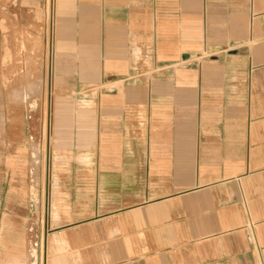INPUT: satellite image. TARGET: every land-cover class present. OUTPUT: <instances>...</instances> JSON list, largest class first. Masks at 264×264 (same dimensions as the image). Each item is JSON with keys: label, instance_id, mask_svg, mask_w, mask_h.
I'll return each mask as SVG.
<instances>
[{"label": "crops", "instance_id": "crops-1", "mask_svg": "<svg viewBox=\"0 0 264 264\" xmlns=\"http://www.w3.org/2000/svg\"><path fill=\"white\" fill-rule=\"evenodd\" d=\"M0 9L9 37L49 47L53 105L75 109L38 264H264V0Z\"/></svg>", "mask_w": 264, "mask_h": 264}, {"label": "rangeland", "instance_id": "rangeland-1", "mask_svg": "<svg viewBox=\"0 0 264 264\" xmlns=\"http://www.w3.org/2000/svg\"><path fill=\"white\" fill-rule=\"evenodd\" d=\"M9 2L0 0V5L7 9ZM7 13L0 9L4 26L7 24ZM38 41L33 36L29 40L28 35L24 37L21 31L16 37H9L7 29L0 30V240H3L0 264H10L13 255L24 252L26 260L18 264H38L39 231H44L46 220L55 218L51 199L46 196V192L49 194L52 190L48 182L50 178L46 179L45 175L46 162L49 159L52 165L53 155L56 152L61 154L69 147L64 143L59 146L52 130L49 135V131L45 132L42 128L49 118V109L53 122V102L58 98L55 91L59 79L50 76L49 62L42 61L49 47L42 48ZM7 55L11 61L5 66ZM8 72L10 79L6 76ZM27 79L30 82L28 101L32 103L29 108L26 101H19L14 95L22 87L25 89ZM58 108L62 118L75 117L73 105H58ZM10 118L17 123L11 140ZM32 151L36 153V160L31 158ZM65 162L63 158L59 165ZM57 171L55 176L58 180Z\"/></svg>", "mask_w": 264, "mask_h": 264}, {"label": "bare ground", "instance_id": "bare-ground-1", "mask_svg": "<svg viewBox=\"0 0 264 264\" xmlns=\"http://www.w3.org/2000/svg\"><path fill=\"white\" fill-rule=\"evenodd\" d=\"M46 102V101H45ZM50 110V113H51V109ZM59 108H58V105H55V114L53 116V122L51 121V115L49 113V118L47 119V121H45L46 123H44L43 125V130L45 132H47V130L49 131V135H50V130H52V134L54 135V139H55V142L59 145V146H62L63 143H64V140L62 137H60L58 133V130H65L66 129V126H63L64 125V120L62 119L60 113H59ZM46 113V112H45ZM59 113V114H58ZM45 127V128H44ZM22 149V148H21ZM23 150V149H22ZM25 151V150H24ZM23 151V152H24ZM20 152V150H19ZM21 154V153H20ZM23 155V154H22ZM11 156V155H10ZM20 156V155H18ZM36 153L34 151H32V157L33 159L36 160ZM63 155L56 152L54 155H53V164L50 165L49 163V159H47V162H46V166H45V169L47 170L48 172V179L50 180V183L52 185V187H54L56 184H57V179H56V176L52 170V168H55L56 166H58L62 161H63ZM16 160V159H15ZM12 162V161H11ZM16 164V162H15ZM14 164V165H15ZM54 174V175H53ZM55 209L53 208L52 209V214H55Z\"/></svg>", "mask_w": 264, "mask_h": 264}]
</instances>
